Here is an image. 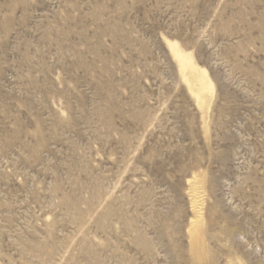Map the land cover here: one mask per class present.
Segmentation results:
<instances>
[{
  "label": "rangeland",
  "instance_id": "374dc122",
  "mask_svg": "<svg viewBox=\"0 0 264 264\" xmlns=\"http://www.w3.org/2000/svg\"><path fill=\"white\" fill-rule=\"evenodd\" d=\"M0 264H264V0H0Z\"/></svg>",
  "mask_w": 264,
  "mask_h": 264
},
{
  "label": "bare ground",
  "instance_id": "6f19581e",
  "mask_svg": "<svg viewBox=\"0 0 264 264\" xmlns=\"http://www.w3.org/2000/svg\"><path fill=\"white\" fill-rule=\"evenodd\" d=\"M168 46L172 52V55L179 59L180 64L185 67L182 71L184 80L189 86L191 92L195 94L197 99H203V92L211 94L212 84L207 76L199 78L195 73V65L184 57L178 49V43L176 41H168ZM198 77V78H196ZM190 238H192L193 246H199V234L197 229H192L190 232Z\"/></svg>",
  "mask_w": 264,
  "mask_h": 264
}]
</instances>
